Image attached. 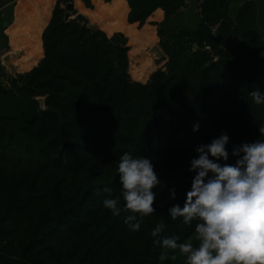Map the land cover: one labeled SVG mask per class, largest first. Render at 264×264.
Returning <instances> with one entry per match:
<instances>
[{
	"label": "trees",
	"instance_id": "16d2710c",
	"mask_svg": "<svg viewBox=\"0 0 264 264\" xmlns=\"http://www.w3.org/2000/svg\"><path fill=\"white\" fill-rule=\"evenodd\" d=\"M126 1V18L122 0L97 1L84 11L97 26L73 18L78 11L66 7L73 0H56L43 50L42 21L26 42L33 54L17 70L30 69L43 51L39 62L11 74L0 61V264H186L178 250L154 241L195 243V221L189 226L167 216L190 189L194 147L222 130L229 150L264 139L258 132L264 106L249 95L264 91L255 4L245 1L231 17V0H200L194 30L166 38L169 17L184 0ZM157 8L163 20L147 24ZM150 24L163 52L159 68L140 55L157 39ZM124 152L150 157L162 181L153 189L156 212L143 217L137 232L124 223L122 199L120 216L102 203L105 186L120 195ZM158 224L164 229L154 238ZM173 254L177 259H161Z\"/></svg>",
	"mask_w": 264,
	"mask_h": 264
},
{
	"label": "clouds",
	"instance_id": "9594fccd",
	"mask_svg": "<svg viewBox=\"0 0 264 264\" xmlns=\"http://www.w3.org/2000/svg\"><path fill=\"white\" fill-rule=\"evenodd\" d=\"M249 95L258 106H264V91L252 90ZM199 123L193 131L199 130ZM264 137V125L258 126ZM226 131L194 147L189 161L190 189L185 193L183 205L173 204L167 216L176 221L182 218L185 225L195 221V243L178 242L168 236L156 239L162 249L179 251L186 264H264V139L231 145ZM230 158L233 162H230ZM120 195L113 197L112 189L105 186L109 195L103 207L113 216L127 211L124 223L137 232L143 217L156 212L154 202L158 193L153 191L161 184L158 172L150 157L134 156L124 152L117 167ZM99 194L100 190L97 189ZM175 187L169 189V198H176ZM164 225L152 230V237L162 233ZM177 259L162 255L161 259Z\"/></svg>",
	"mask_w": 264,
	"mask_h": 264
},
{
	"label": "crops",
	"instance_id": "0c3cea01",
	"mask_svg": "<svg viewBox=\"0 0 264 264\" xmlns=\"http://www.w3.org/2000/svg\"><path fill=\"white\" fill-rule=\"evenodd\" d=\"M101 1L102 3L111 4L114 0L105 2L104 0H90L92 8H88L84 5L83 0H73V7L75 9L88 17L84 12L86 10H92L94 8L95 2ZM126 7V14L128 12V5L126 0H122ZM245 1H252L255 4L256 8V19H257V28L264 39V0H231L229 6V14L231 17L235 16L237 8L244 3ZM56 0H0V54L1 57L6 53H13V55H22L24 53V48L28 44L26 43L29 40L30 35L35 31L36 25H40L43 21L39 31L37 32L38 38L42 47L41 35L44 27L48 23L51 12L55 5ZM199 2L200 0H184V6L179 9L175 14L169 17V20L165 26V37L169 38L170 35L178 29L193 31L196 25V22L199 18ZM81 6V8H80ZM89 18V17H88ZM164 18L163 10L157 8L147 19V24L149 22H160ZM151 25V24H150ZM136 26V25H135ZM154 27L155 35L157 27ZM6 36V44L2 39V32ZM137 29L140 33L143 30ZM119 31V30H117ZM115 32V31H114ZM156 40L141 50L142 52L146 51L151 45L158 44V37L156 35ZM151 46V47H152ZM43 50V47H42ZM42 55L38 58L37 62L31 67L33 68L41 59ZM0 57V59H1ZM11 67L17 70L14 62L11 58L10 61ZM30 68V69H31ZM28 69V70H30ZM26 70V71H28ZM11 71V70H10ZM9 71V72H10Z\"/></svg>",
	"mask_w": 264,
	"mask_h": 264
},
{
	"label": "rangeland",
	"instance_id": "374dc122",
	"mask_svg": "<svg viewBox=\"0 0 264 264\" xmlns=\"http://www.w3.org/2000/svg\"><path fill=\"white\" fill-rule=\"evenodd\" d=\"M91 22V21H90ZM92 24H95L97 25L96 23L94 22H91ZM98 26V25H97ZM155 45V44H154ZM152 46V45H151ZM151 46L144 52H142V55L141 56H148V57H151L152 58V61L154 63V65L156 66L155 68H159L161 65H162V61H160V58L159 57H156L155 54L153 52L150 51V48ZM34 47L32 44H27L24 48V53L22 55H17L15 56V58L13 59V62L16 64V67L19 66L21 63L23 62H26L30 57L31 55L33 54V51H34ZM0 57H1V54H0ZM138 57L136 59H134L136 62H139L138 61ZM1 61V59H0ZM131 62V60H130ZM4 62L1 61V64H3ZM4 65V64H3ZM5 67V70L7 72H10L11 74H14V73H21V72H25V71H21V70H15L13 67H11V64H5L4 65Z\"/></svg>",
	"mask_w": 264,
	"mask_h": 264
},
{
	"label": "water",
	"instance_id": "95a60500",
	"mask_svg": "<svg viewBox=\"0 0 264 264\" xmlns=\"http://www.w3.org/2000/svg\"><path fill=\"white\" fill-rule=\"evenodd\" d=\"M66 7L68 9L73 7V3H68L66 5ZM74 19H76L77 21H79L80 23L83 24H87V25H91V22L89 20V18L87 16H85L84 14L78 12L73 16ZM150 51L153 52L155 54L156 57L162 58L163 57V52L161 50V48L159 47L158 44L153 45L150 48ZM11 53H6L1 57V61L4 62L3 64H9L11 61ZM40 103H43V98H39Z\"/></svg>",
	"mask_w": 264,
	"mask_h": 264
},
{
	"label": "bare ground",
	"instance_id": "6f19581e",
	"mask_svg": "<svg viewBox=\"0 0 264 264\" xmlns=\"http://www.w3.org/2000/svg\"><path fill=\"white\" fill-rule=\"evenodd\" d=\"M11 58H12V60L15 58V55H13V53H11ZM14 65L16 66V64L14 63ZM17 68V67H16Z\"/></svg>",
	"mask_w": 264,
	"mask_h": 264
},
{
	"label": "built area",
	"instance_id": "2783aa9c",
	"mask_svg": "<svg viewBox=\"0 0 264 264\" xmlns=\"http://www.w3.org/2000/svg\"><path fill=\"white\" fill-rule=\"evenodd\" d=\"M206 49H208V50H209V47H208V46H206Z\"/></svg>",
	"mask_w": 264,
	"mask_h": 264
}]
</instances>
